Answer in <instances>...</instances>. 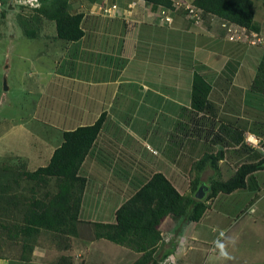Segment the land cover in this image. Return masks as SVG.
<instances>
[{
  "label": "rangeland",
  "instance_id": "374dc122",
  "mask_svg": "<svg viewBox=\"0 0 264 264\" xmlns=\"http://www.w3.org/2000/svg\"><path fill=\"white\" fill-rule=\"evenodd\" d=\"M49 1L0 0V256L4 257H18L22 254L21 240L16 236L13 228L22 224L23 213L28 209V204L36 200H46L45 196L50 197L56 192L54 178L48 179L47 183L43 185L39 181L26 178L24 172L34 171L48 163L53 150L62 142L63 131L59 127L69 126V124H61L62 120L59 118L69 117L73 114L67 110V104L52 103L49 94L47 96L49 92L58 94L59 91L45 89L44 85L40 87V90L38 88L39 85L45 83L44 77L42 76L43 80H40L41 76L38 73H47L52 65L50 59L56 58L54 56L56 50L52 48L53 55L49 54L50 50L42 47L43 39L36 38L40 32L46 34L48 38L56 36V34L54 35L56 32L54 20H49L41 13V9ZM98 1L100 0H67L69 13L82 15L81 29L86 28L85 24H82L83 18L90 20L107 17L91 13L92 6ZM176 1L193 4V0ZM107 3L109 4L110 1ZM137 5L131 8L125 7L126 13L132 15L131 10ZM117 8L119 9L118 5ZM140 9L142 10V8L138 9V15H133L139 21L123 19L120 24V29L129 33L127 39H122V41L120 39V43L122 42L123 45L120 47V51L123 55H129L123 59V63L137 52L136 56L129 60L132 64L128 69L130 70L128 74L131 83L128 84V88H125L127 84H124L125 87L121 86V92L128 96H124L120 100L121 96L118 95L108 106L91 104V102L76 97V102L79 103L78 107L87 109V111L81 109V112L84 113H81L82 117L81 120H78L79 122L86 123L91 120L94 122L102 112H105L104 121L98 133L99 137L97 135L98 143H101L103 147L109 145L108 148L115 152L109 151L113 156L104 159V164L108 166H104L103 169L110 172L108 177L114 178L110 183L114 191L121 187L124 188L126 183L123 176L127 175V181L132 184V186L126 185L130 189L126 192L124 190V197L127 199L144 181L142 179L138 182L139 179L135 175H131L130 170H135L132 167L138 163L133 162L129 166L130 159L127 155L132 152L137 153L139 148L150 149L145 147V141L148 142L149 147L157 148V151L166 156H170L169 153L173 147L170 142H172L174 147H178L180 150L179 155L184 162L182 167L186 171L191 163L192 172H197V169L193 168L194 161L192 162L190 155L199 154L201 151L204 154H214L216 146L230 151V147H233L231 142L237 139V136H225L223 133L228 124L222 116H225L228 111L226 107H222L219 94L225 95L227 91L225 81L234 77V73H238L235 64L237 65L243 58L237 50L227 47L226 44L229 40L226 38V31L223 28L214 26L210 30L207 14L203 15L202 23H195L197 26H201L200 28L187 22L190 19L186 16L187 11L183 6L177 9L172 6V9L176 11V17L174 16L175 20H173L171 12L169 24L161 23L158 19L156 23L144 21V17L139 13H142ZM133 16L131 19L135 20ZM171 24L173 27L167 28ZM145 26L151 30V34H154L151 43L148 42L149 30H145ZM247 30L257 33L254 30ZM209 34H217L221 39L209 37ZM29 35L34 36L35 39L29 38ZM257 35L256 37L260 41H253L256 37L249 34L245 41L235 43H242L245 47L247 45H262L264 47L263 36ZM234 68L235 70H232ZM64 83L69 85L70 80L66 79ZM77 91L80 92L83 89H77ZM61 93L62 98L68 94L67 91H61ZM69 94L71 95V92ZM197 101H201V103L198 105ZM78 107L74 109L77 112ZM224 121L226 122L223 124ZM200 128L203 129H201L203 135L199 139V142H202V147L196 146L194 153L189 154V139L187 137L197 139L198 136L191 132L195 129L200 130ZM131 136L136 140L131 139ZM217 137H219L218 140ZM257 143L259 145V141ZM97 146L99 145L97 144L95 149L99 152ZM101 152L108 151L101 148ZM260 153L264 154L262 150H259L257 156H261ZM248 154L251 155V152ZM139 162L142 163L139 165H143L142 161ZM202 169H206L202 172L203 179L209 181L211 177L215 176L209 166L205 165ZM151 172V170L143 169L145 180L152 175ZM78 173L84 177L85 172L81 166ZM84 178L86 180V177ZM193 179L191 176H186L183 179L184 188H189V195L196 199L194 193L200 184L192 191L191 181ZM102 182L109 184V180L105 178ZM99 189L103 192L104 184ZM263 194L264 192H258V196ZM112 196V192L104 194V198L107 200ZM225 196L223 195L222 200L225 199ZM103 209L106 213L104 217L98 214L90 218L109 219L113 215L115 222V212L112 214L107 205ZM238 215L235 214L233 223L239 222L241 217ZM80 217L83 218H79L77 225L80 227V237L75 238L41 231L35 245L51 246L54 243L58 244L57 241L60 244H66L74 238L72 244L75 249V245L78 246L83 238L91 241L94 238L91 224L94 222L86 219L89 217L86 214H81ZM184 220L186 219L183 217L168 215L161 223L160 231L167 232L173 237L170 244L174 243L177 226ZM243 223L244 220L241 219L225 239L239 241L234 245L237 247L234 254H244L241 258L246 255H250V257L256 255L263 259L264 236L254 237L253 235L252 238L249 236L250 240L246 241L249 237L241 235ZM254 229L256 231V227ZM107 243L116 247L99 244L91 251V256L98 258L103 255L106 257L105 262L112 264L120 249H117L119 246L117 244L109 241ZM82 256L80 252L75 254V264L82 262ZM164 260L165 264H174L168 257ZM254 264L262 263L257 261Z\"/></svg>",
  "mask_w": 264,
  "mask_h": 264
},
{
  "label": "crops",
  "instance_id": "0c3cea01",
  "mask_svg": "<svg viewBox=\"0 0 264 264\" xmlns=\"http://www.w3.org/2000/svg\"><path fill=\"white\" fill-rule=\"evenodd\" d=\"M129 1L117 0L119 9L117 8L116 15L113 17H98L90 20H85V18H83L82 24L84 23L86 28H82L83 35L78 40L65 41L56 36L48 38V36L42 32L36 37L43 39L42 47L44 46L45 49L50 50L48 51L49 54H52V48L56 50L54 55L56 58L54 59L52 57L50 59L52 65L48 72L45 74L42 72L38 73L41 76L40 80H43V77L45 79V83L39 85L38 88L40 90V87L44 85L45 89H55L59 91L58 94L49 92L47 96L49 94L52 103L67 104V110L73 113L69 117L59 118L62 120L61 124H69L68 127H59L63 132L93 122V120L86 123L78 121L81 120V113H84L81 112V109H84V111H87V109L78 107L79 103L76 102V97L91 102V104H105L108 106L112 104L113 99L117 98L118 95L121 96L120 100L122 97L128 96L121 92V86L127 84L126 87L125 85L124 87L128 88V84L131 83L130 75L128 74L130 70L128 69L132 64L129 60L133 59L137 52L133 54L127 62L123 63V59L129 55H123L122 51H120V47L123 46L122 42L120 43V39L121 41L122 39H127L129 33L123 32L122 29H120L121 20L130 19L135 22L139 21V19H136L134 16L138 15V9L142 8V10L140 9L142 13H139L144 17V21L152 23L157 22V8L146 1H139L137 3L138 5L131 10L133 14H127L125 7H128ZM252 2L254 12L253 20L259 27V30L255 32L264 38V0H252ZM175 14L176 11L172 12L173 20H175ZM131 16H133L135 20L131 19ZM208 16L210 30H212L214 26L219 28L220 26L218 23H214L212 19L214 17L212 15ZM187 22L191 23L194 27L201 28V26H197L191 20H187ZM172 24L167 28H172ZM185 25L188 26L186 23ZM144 29L149 30L147 27ZM55 34L56 32L54 35ZM148 35V42L151 43L154 34H151V30H149ZM209 35V37L221 39L217 34ZM226 45L230 49L237 50L239 55L243 56V58L237 65L235 64L238 73H234V77L228 78V80L225 81V87L227 88L225 95L219 94L222 107H226L228 111L225 116H222L226 119L228 124L223 133L225 136H237V139L231 142L233 143V147H230V151H226V148H219L216 146L215 153L221 149L223 150V156L217 163L218 173L215 175L221 180L229 178L240 164L256 162L261 156H264V154L261 153V156H257L259 150H262L264 153V47L262 45H247L245 47L242 43H235L232 41H228ZM235 68L232 70H235ZM66 79L70 80L69 85H65L64 81ZM70 87L71 89H69ZM77 89H83V91L79 92ZM61 91H67V96L62 98ZM70 92L71 95L69 94ZM221 92L223 93V91ZM76 107H78V112L74 110ZM226 121H224L223 124ZM201 129L202 128H200V130L195 129L191 132V134L198 136L196 137L197 139L187 137L189 139V154L194 153L196 146L202 147V142H199V139L203 135ZM250 134L258 139V146L252 147L251 144L245 142L246 136ZM98 137L95 139L81 164V169L85 172L83 175L86 177V186L82 194L79 218H82L80 217L81 214H86L89 216L88 218L86 217V219L92 222L113 223V215H111L109 219L90 217L98 214L104 217V215H106L103 209L105 205H107L111 209V213L114 214L115 210L127 199L124 195L125 192L130 189L126 186L130 183L127 181L126 175L123 176L126 183L124 188L121 187L116 191L111 188L112 185L110 183L113 182L114 178L108 177L110 172L104 170L103 167L108 166L104 164V159L108 156H113L109 153V151L112 150L108 148L109 145L103 147L101 143H98ZM131 139L134 138L132 137ZM218 139L219 137H217V140ZM170 143L173 146L170 150L171 152H168L170 156L163 155L157 151V148L149 147L147 141L144 142L145 147L150 149L146 150V148H139V151H142L141 154H139V151L137 153L132 152L130 155L128 154L129 156L127 155V157L130 159L128 161L129 166L133 162H136L135 164L138 163V165H133L134 167H132L135 168V170H130L131 175H135L136 178L139 179H136L138 182L142 181V179L144 180L139 185L140 187L146 182L143 169L147 171L151 170V174L154 172H161L180 194L190 196V189L184 188L185 184L183 179L186 176H191L193 178H198L200 184L207 185V179L202 178V172L206 169L201 168L202 170L200 172H198L200 169H197V172H192V165L190 163L185 171L184 167H182L184 162H182L179 155L180 150L178 147H174L172 142ZM97 144L99 145L97 146L99 152L95 149ZM101 148L108 152L102 153ZM135 150L137 151V149ZM112 152L114 153L115 151ZM250 152L251 155L248 154ZM203 154V151H201L199 154L190 155V157H192V162L199 160ZM137 160L142 161L143 165H139L142 163ZM210 174L212 175V173ZM104 178L109 180V184L102 182ZM245 182L246 185L244 188L228 194L219 193L214 198L207 201L209 204L208 208L199 220L193 222L184 220L180 223L175 231L174 243H163L160 245L157 250L159 251L158 257H161L163 252L168 251L167 253H169V255L174 252L172 258V260L175 258L174 261H172L174 264H254L257 261L264 264V258L260 259V257L256 255H254V257L246 255L241 258L244 254H234V251L237 250V247L234 245L235 243H239V241L228 238L225 239L226 235L231 232L241 219L244 220L241 233L242 237L251 236L252 238L253 235L254 237L264 236V194L258 196V192H264V169L250 173L246 177ZM102 184H104L105 188L103 192L99 189ZM130 185L132 186V184ZM139 187H137V189ZM111 192L113 195L112 198L108 200L105 199L104 194H109ZM223 195H226L224 200H222ZM236 212H239V215ZM235 214L241 217L237 223H233ZM255 227L256 231L254 229ZM79 232L80 227H78V235L75 238L80 237ZM73 239L74 238L70 239L66 244H60V242L57 241L58 244L54 243L51 244V246L42 247L41 245H35L30 258L26 260L21 259L20 256H0V264H75V254L78 252L83 255V260L76 264H111L109 260L110 263L105 262L106 257L103 255L98 258L92 257L91 251L99 244L107 247L116 246H111L104 239L90 238L91 241H88L83 238V241L78 246L75 245L76 248L74 249L72 244V242H74L72 241ZM248 240H250V237L246 241ZM95 244L97 245L94 246ZM117 249H120V252L114 257L112 264H133L140 256L139 253L132 252L124 246L119 245ZM165 258L159 261L158 264H165Z\"/></svg>",
  "mask_w": 264,
  "mask_h": 264
},
{
  "label": "trees",
  "instance_id": "16d2710c",
  "mask_svg": "<svg viewBox=\"0 0 264 264\" xmlns=\"http://www.w3.org/2000/svg\"><path fill=\"white\" fill-rule=\"evenodd\" d=\"M144 1L156 8L172 7L171 0ZM193 4L202 10L203 15L217 16L247 29L259 30L253 20L252 0H193ZM45 5L41 13L49 20H54L57 38L75 41L82 37L83 31L80 27L82 15L69 13L67 0H50ZM30 37L34 38L32 35H29ZM197 103L199 105L201 101ZM104 116L105 112H102L93 123L64 131L62 142L53 150L48 163L34 171L24 172L26 178L39 181L43 185L48 179L54 178L56 192L50 197L45 196L46 200H36L28 204V209L23 213L22 224L13 228L21 240V259L30 258L41 231L76 237L78 215L86 183L78 171L102 127ZM222 156V150L215 154H203L194 162V168L201 169L206 165L216 175L217 163ZM260 169H264V156L256 162L240 164L226 180L212 177L207 182L208 191L202 200L180 194L161 172H154L115 210V222L91 224L93 237L140 253L134 264H158L169 255L166 251L158 257L157 251L159 246L165 243L161 241L160 225L168 215L183 217L185 221H197L208 208L207 201L219 193L228 194L244 188L246 177ZM191 183L193 191L200 181L194 178Z\"/></svg>",
  "mask_w": 264,
  "mask_h": 264
},
{
  "label": "built area",
  "instance_id": "2783aa9c",
  "mask_svg": "<svg viewBox=\"0 0 264 264\" xmlns=\"http://www.w3.org/2000/svg\"><path fill=\"white\" fill-rule=\"evenodd\" d=\"M110 1L108 4L107 2ZM139 1L144 2V0H131V2L128 4V7H133L137 5ZM172 6L174 9L179 8L180 6H183L184 9L187 11L186 16L189 17L191 21L194 23H202L203 21V14L202 10H200L198 7H196L194 4H185L183 1L178 2L176 0H171ZM117 0H100L98 2H95V4L92 6L91 13L101 15V16H107V17H113L116 15V8H117ZM175 10L171 8L168 9V7L165 6H158L156 17L159 22L169 24L171 22V12H174ZM214 23H218V25L223 28V30L226 31V38L229 41L233 42H239V41H245L248 39L249 34L252 37H256V34L254 32H248L247 28L244 26L235 24L233 22L218 18L217 16H213ZM258 36V35H257ZM253 41H260L259 38H254ZM246 142L251 144L252 147L258 146V141L253 135L246 136ZM161 234V241L168 243L172 240V235L167 232H160ZM173 254H170L168 256V259H170L172 262Z\"/></svg>",
  "mask_w": 264,
  "mask_h": 264
},
{
  "label": "water",
  "instance_id": "95a60500",
  "mask_svg": "<svg viewBox=\"0 0 264 264\" xmlns=\"http://www.w3.org/2000/svg\"><path fill=\"white\" fill-rule=\"evenodd\" d=\"M208 187L204 184H200L196 190V192L194 193V197L197 200H200L204 197L205 192L207 191Z\"/></svg>",
  "mask_w": 264,
  "mask_h": 264
}]
</instances>
